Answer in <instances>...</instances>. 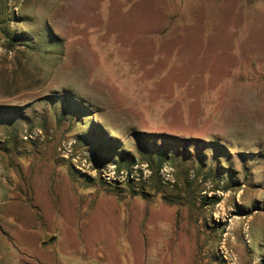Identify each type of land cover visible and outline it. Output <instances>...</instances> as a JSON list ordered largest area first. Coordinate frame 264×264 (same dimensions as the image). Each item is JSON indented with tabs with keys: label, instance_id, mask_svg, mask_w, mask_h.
Instances as JSON below:
<instances>
[{
	"label": "rangeland",
	"instance_id": "1",
	"mask_svg": "<svg viewBox=\"0 0 264 264\" xmlns=\"http://www.w3.org/2000/svg\"><path fill=\"white\" fill-rule=\"evenodd\" d=\"M0 254L264 264V0H0Z\"/></svg>",
	"mask_w": 264,
	"mask_h": 264
},
{
	"label": "trees",
	"instance_id": "2",
	"mask_svg": "<svg viewBox=\"0 0 264 264\" xmlns=\"http://www.w3.org/2000/svg\"><path fill=\"white\" fill-rule=\"evenodd\" d=\"M129 154H130L129 152H126V154L124 153V155H129ZM160 158L165 159L164 156H161Z\"/></svg>",
	"mask_w": 264,
	"mask_h": 264
},
{
	"label": "crops",
	"instance_id": "3",
	"mask_svg": "<svg viewBox=\"0 0 264 264\" xmlns=\"http://www.w3.org/2000/svg\"><path fill=\"white\" fill-rule=\"evenodd\" d=\"M3 258V255L2 254H0V260Z\"/></svg>",
	"mask_w": 264,
	"mask_h": 264
},
{
	"label": "water",
	"instance_id": "4",
	"mask_svg": "<svg viewBox=\"0 0 264 264\" xmlns=\"http://www.w3.org/2000/svg\"><path fill=\"white\" fill-rule=\"evenodd\" d=\"M53 239H55V237H52L50 240H53ZM43 243H45V242H43Z\"/></svg>",
	"mask_w": 264,
	"mask_h": 264
}]
</instances>
